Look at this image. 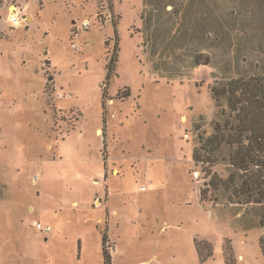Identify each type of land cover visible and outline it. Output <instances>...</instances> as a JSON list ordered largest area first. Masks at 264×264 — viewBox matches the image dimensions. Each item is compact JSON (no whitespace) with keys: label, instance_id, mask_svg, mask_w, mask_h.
I'll use <instances>...</instances> for the list:
<instances>
[{"label":"rangeland","instance_id":"374dc122","mask_svg":"<svg viewBox=\"0 0 264 264\" xmlns=\"http://www.w3.org/2000/svg\"><path fill=\"white\" fill-rule=\"evenodd\" d=\"M255 79L264 0H0V264H103L105 230L112 264H264L234 147L201 149Z\"/></svg>","mask_w":264,"mask_h":264},{"label":"trees","instance_id":"16d2710c","mask_svg":"<svg viewBox=\"0 0 264 264\" xmlns=\"http://www.w3.org/2000/svg\"><path fill=\"white\" fill-rule=\"evenodd\" d=\"M116 53L111 55L107 65V76H111L115 67ZM195 65H201L200 60H195ZM110 78H107L109 80ZM226 92L217 93L212 88L215 97L226 96L230 111L235 114L232 126L224 124L216 125V135L212 136L208 142L203 144L202 150L207 146H215L214 150L221 144L234 147V153L230 158V164L236 172L242 173L246 177L240 189L242 194H247L249 203H264V82L260 79L248 81L241 88L237 81H230L226 86ZM105 93V92H104ZM239 93V94H237ZM241 96V98H240ZM103 94V108H104ZM105 112L103 122L105 123ZM224 131H230L228 139L225 140ZM226 129V130H225ZM197 153H194V156ZM102 255L103 264H112L110 249L108 246V236L106 230L102 234ZM260 250L264 256V235L259 240ZM200 260L201 251L198 248Z\"/></svg>","mask_w":264,"mask_h":264},{"label":"built area","instance_id":"2783aa9c","mask_svg":"<svg viewBox=\"0 0 264 264\" xmlns=\"http://www.w3.org/2000/svg\"><path fill=\"white\" fill-rule=\"evenodd\" d=\"M25 11H26L25 7H18V6L10 7V11H9L8 18H7L8 23L12 26H18L23 20ZM81 27L83 30H87L89 25L87 22H84ZM192 175L194 179H197L199 178L200 173L199 171L196 170L193 172ZM37 229L41 230L42 232H46V233L50 231L49 227H44L39 224L37 225Z\"/></svg>","mask_w":264,"mask_h":264},{"label":"crops","instance_id":"0c3cea01","mask_svg":"<svg viewBox=\"0 0 264 264\" xmlns=\"http://www.w3.org/2000/svg\"><path fill=\"white\" fill-rule=\"evenodd\" d=\"M104 107H105V106H104ZM104 112H105V111H104ZM96 133L99 134V133H100V130L97 129V130H96Z\"/></svg>","mask_w":264,"mask_h":264}]
</instances>
